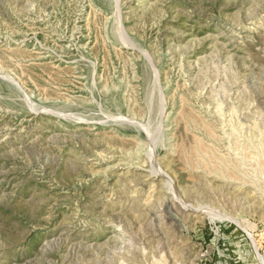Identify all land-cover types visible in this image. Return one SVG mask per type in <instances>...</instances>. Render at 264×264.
<instances>
[{"label": "rangeland", "instance_id": "1", "mask_svg": "<svg viewBox=\"0 0 264 264\" xmlns=\"http://www.w3.org/2000/svg\"><path fill=\"white\" fill-rule=\"evenodd\" d=\"M0 264H264V0H0Z\"/></svg>", "mask_w": 264, "mask_h": 264}, {"label": "bare ground", "instance_id": "2", "mask_svg": "<svg viewBox=\"0 0 264 264\" xmlns=\"http://www.w3.org/2000/svg\"><path fill=\"white\" fill-rule=\"evenodd\" d=\"M117 2V1H116ZM118 9V8H117ZM123 38V37H122ZM124 39V38H123ZM28 99V98H27ZM28 102V101H27ZM29 106L30 108H32L34 111H36V107L31 103L29 102ZM217 214L218 216H216L215 218H227V219H231L233 222H235L236 224L240 225L242 227V225L240 224V222L234 218V217H229V216H226V215H223V214H220V213H215Z\"/></svg>", "mask_w": 264, "mask_h": 264}]
</instances>
